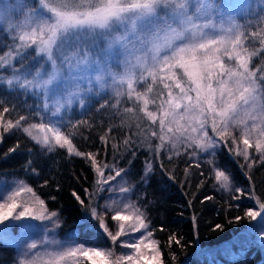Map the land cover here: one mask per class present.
Returning <instances> with one entry per match:
<instances>
[{"label":"snow or ice","instance_id":"obj_1","mask_svg":"<svg viewBox=\"0 0 264 264\" xmlns=\"http://www.w3.org/2000/svg\"><path fill=\"white\" fill-rule=\"evenodd\" d=\"M0 47L6 49L0 53V144L5 134H26L35 147L27 149L25 171L36 177L57 148L83 158L96 177L92 192L83 189L87 202L72 191L80 215L63 239L58 238L60 210H50L26 181L0 190V244L16 248V264H80L81 258L89 264H165L155 229L149 230L152 201L147 193L137 195L155 181L154 167L164 154L169 162L187 158L185 182L193 167L206 165L220 189L234 191L237 209L245 198L254 200L243 217L228 221L246 219L240 235L248 239L239 254L225 245V255L234 260L253 243L264 247V198L256 194L251 174L264 166V0L242 7L237 0H0ZM121 98L135 107H122ZM93 109L110 118L143 113L157 129L150 131L157 142L137 143L125 134L122 145L130 158L124 161L110 124L100 140L112 141L113 162L101 163L98 152H82L73 142L77 136L89 138L84 131L93 128ZM13 112L16 118L5 120ZM20 148L17 140L4 158ZM142 148L149 158L129 183ZM233 161L247 168L250 191L235 186ZM159 169L175 181L174 170L163 162ZM47 185L44 180L41 186ZM24 192L31 193V201L18 199ZM102 192L116 198L105 199ZM125 221L132 222L129 228ZM110 222H118L117 230ZM141 230L133 242L125 239ZM212 230L222 232L224 225ZM103 239L113 247L88 246ZM117 244L132 251L116 254ZM173 244L184 248L175 233L166 246ZM170 257L174 264L176 254Z\"/></svg>","mask_w":264,"mask_h":264},{"label":"trees","instance_id":"obj_2","mask_svg":"<svg viewBox=\"0 0 264 264\" xmlns=\"http://www.w3.org/2000/svg\"><path fill=\"white\" fill-rule=\"evenodd\" d=\"M254 3L255 0H241L240 6ZM239 18L243 21L242 13ZM5 50V48L0 47V53ZM257 62L258 60H254V63ZM29 63L33 62L30 61ZM28 99L29 102H34L31 94H29ZM122 107H135V105L126 102V98H124L122 99ZM74 111H79L78 106H74ZM20 114H24V112L22 111ZM90 115L93 128L89 131H84V136L89 138L85 140L77 136L73 142L82 152H98L97 160L101 163L113 162L112 141L105 145L100 140V136L107 131L110 124L114 128L110 135L116 137L115 142L119 146V151L123 153L124 161L130 158L122 145L125 134L132 136L134 140H137V143L157 142L150 136L152 127L137 121L132 114L112 116L110 118L107 113L97 114L93 109ZM15 118V112L5 114V119ZM76 118L80 117L77 115ZM122 118L123 124L121 123ZM137 124H140L139 129L136 127ZM17 140L20 141L21 148L17 153L5 159L4 153ZM34 147V142L21 131L5 134L4 142L0 144V178L12 181H26L35 190L36 194L46 201L50 210H60V218L63 221V225L58 231L64 237L65 233L72 230L77 217L80 215L79 205L71 195L72 191L75 190L87 202L83 189H88L89 192H92V185L96 177L90 165L83 158L70 157L66 150L59 148L54 153L49 154L47 165L41 171L39 177L26 173L25 162L29 159L27 149ZM148 158L147 149L142 148L137 154L132 169L133 176H137L143 168L144 161ZM116 159L119 160L121 157L117 156ZM237 159L240 164L244 163L242 158ZM160 162L164 163L166 169L174 170L176 177L174 182L167 180L161 173L159 169ZM187 164V158L183 155L173 157L171 162H169L167 154H164L161 160L155 164V181L150 187L139 189L140 194L147 193V200L152 201L148 210V216L152 220V228L150 230L155 229L153 236L160 241L165 264H173L170 252L176 254L174 264H217V262L218 264H264V247L255 243L248 247L246 254L243 256L237 255L234 260L225 255V245H230L231 251L239 254L245 245L246 239H248L240 235L242 229L248 224L246 219L239 224H229L228 221L236 215L243 217L247 207L254 206V200L245 198V203L237 209L235 206L236 202L232 200V196L235 194L234 191L227 192L220 189L210 175L208 167L203 164L200 169L193 167L190 170L187 182H185L184 169ZM120 166H125V164L121 163ZM229 167L235 173V186L248 188L250 191V185L244 175L247 172V168L241 170L236 161H233ZM201 171L204 172L203 177L199 174ZM251 174L253 183L256 186V194L264 198V166H256ZM44 180H48V185L42 187ZM201 180L206 182L203 187L198 188L197 186ZM57 185H59L58 188ZM100 195H103V193H100ZM52 196L56 197L55 201L50 199ZM205 196H213L214 199L204 201ZM189 201H191V204H189ZM104 202L99 200L101 204ZM229 204L233 205L230 210ZM194 216L195 221L193 220ZM217 223L224 225L222 232H213L212 229ZM160 225H164V231H160ZM110 228L113 230L111 222ZM197 231L198 236L194 234ZM172 233L181 238V242L184 245L183 249L175 244L171 246V249L166 246L168 237ZM251 239L254 240L255 237H251ZM97 243L111 244L107 239ZM205 249L207 251H203ZM16 256L17 250L15 247H5L0 244V264H15Z\"/></svg>","mask_w":264,"mask_h":264},{"label":"rangeland","instance_id":"obj_3","mask_svg":"<svg viewBox=\"0 0 264 264\" xmlns=\"http://www.w3.org/2000/svg\"><path fill=\"white\" fill-rule=\"evenodd\" d=\"M237 2H238V4L240 5L241 4V0H237ZM8 5L5 3L4 4V7H7ZM105 93L106 94H111L110 93V90H105ZM122 99H124V98H122ZM133 115V114H132ZM133 117L137 120V121H140L142 124L143 123H146L147 125H149L150 126V122L149 121H147V119L143 116V113H139L138 111H137V113H136V115H133ZM137 117H140V119H137ZM5 120H7V119H5ZM38 122V121H37ZM152 130H157L156 128H152ZM133 175H130V176H128L126 179L129 181V183H133L134 181H133ZM4 181H8L9 183L7 184V185H3V182ZM14 181H19V180H14ZM12 180H6L5 178L3 179V178H0V185H3V187H0V190H4L5 188L6 189H8V190H10L11 189V187H12ZM103 193V195L102 196H104L105 197V199H108V198H110V197H112V198H116V197H114L113 196V194L112 193H109V192H102ZM101 193V194H102ZM140 193H139V191H138V193H137V195H139ZM18 199H20V200H22V201H31L32 200V195H31V193H27V192H24V193H21V195H20V197L18 198ZM131 199L132 200H136V196H133V197H131ZM103 202H104V200H103ZM138 203H140L139 201H137ZM124 224H125V227L126 228H129L130 226H131V221H125V222H123ZM111 224H112V228H113V230L112 231H115V230H117V228H118V222H111ZM150 230V229H149ZM14 233H16L18 230L16 229V228H13V230H12ZM151 231V230H150ZM58 233H59V231H58ZM140 234H142V230H141V232L140 233H129V235L128 236H126L125 237V239H128L129 240V242H133L135 239H138L139 238V235ZM33 238H36V237H33ZM58 238H60V239H63L64 237L63 236H61L60 235V233H59V237ZM153 238L155 239V237L153 236ZM79 242H83V239H81ZM88 246H97V247H102V248H109V247H113V245L112 244H109V243H100V244H98V243H95V244H89ZM115 247V252H116V254H120L121 252H131L132 250H130V249H124V248H122L119 244H117V245H115L114 246ZM147 251V250H146ZM15 264H16V262H15ZM80 264H89V262L86 260V259H83V258H81L80 259Z\"/></svg>","mask_w":264,"mask_h":264}]
</instances>
